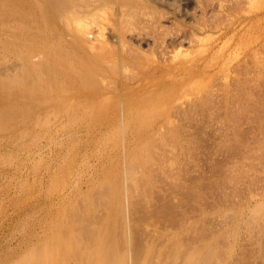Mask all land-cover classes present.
<instances>
[{"label": "rangeland", "instance_id": "obj_1", "mask_svg": "<svg viewBox=\"0 0 264 264\" xmlns=\"http://www.w3.org/2000/svg\"><path fill=\"white\" fill-rule=\"evenodd\" d=\"M54 1L0 0V264H264V0H108L119 74Z\"/></svg>", "mask_w": 264, "mask_h": 264}, {"label": "bare ground", "instance_id": "obj_2", "mask_svg": "<svg viewBox=\"0 0 264 264\" xmlns=\"http://www.w3.org/2000/svg\"><path fill=\"white\" fill-rule=\"evenodd\" d=\"M56 2L58 1V0H55ZM55 1L53 2L54 4H53V6L56 4L55 3ZM60 1V0H59ZM71 1H73L74 3H72V5H71ZM69 0V6H70V8H69V6L67 7V5H68V3H67V5H65V3H64V5L66 6V8H64V9H62L64 12L66 11V10H68L67 8H69V11H66V13L62 16H60V14L59 13H57V11H56V14H55V17L57 18V21H58V19H59V21L60 22H62L63 24H64V27L67 29V30H69V31H71V33H73V34H75L76 36H77V39H78V44H81L83 47L82 48H86L88 51L87 52H90L91 51V53H92V58H93V60H94V64H95V68H96V70L99 72L100 70H102V71H107L108 73L111 71V73H113V74H119L120 73V71L123 69V68H125V69H127L126 67H128V66H130V64L128 65V63H129V61H130V63H133L134 62V60H135V57H134V54H133V51H132V54H128L129 52H131V50H134V49H132L133 47H134V45H131V43L129 42V39L128 38H126V37H124V33H122L123 35H119L118 36V34H117V37H115V42L116 43H113V41L114 40H112V41H110V38L108 37L107 38V34H108V29H107V26H109V22H114V24H115V27L117 28V23H118V25L121 27V25H123V24H125V23H123V18L125 17V15H124V12H123V9H124V11H125V9L127 8V9H135V12H136V10H137V12H136V14L139 12V10L141 9L140 7H142V6H139V8L137 7V8H133L134 7V4L133 5H129V7L127 6L128 4H130V0H128L129 1V3L126 5V6H124V8H122V6L124 5H120V10L118 11V13L115 11L114 12V5H113V2L111 3V1L109 2L108 0H93V1H89V0H76V2H75V0ZM140 1V0H139ZM144 2L145 0H141V2ZM170 1V0H169ZM175 1V0H174ZM196 1L197 0H178L177 2L179 3V4H181V5H186L187 7L190 5V4H193V5H195V3H196ZM237 1V0H236ZM64 2H67V1H65L64 0ZM97 3V4H100V6L99 7H95L97 4H95L94 5V3ZM136 2H138L137 0H135V3ZM146 2V1H145ZM161 2H163V1H161ZM165 2V1H164ZM238 3H240L241 1L240 0H238L237 1ZM50 4H51V2H49ZM59 3V2H58ZM57 3V4H58ZM132 3V2H131ZM134 3V2H133ZM169 3V2H168ZM167 3V4H168ZM170 4V3H169ZM168 4V5H169ZM63 5V6H64ZM138 5V4H137ZM58 5H56V7H57ZM61 6V4L59 3V7ZM62 6V7H63ZM64 6V7H65ZM136 6V5H135ZM58 7V8H59ZM118 7V6H117ZM126 7V8H125ZM116 8V7H115ZM118 8V9H119ZM148 9V8H147ZM186 9V8H185ZM143 10V9H142ZM146 10V9H145ZM145 10H143V11H145ZM150 10V9H149ZM128 11V10H127ZM147 11V10H146ZM162 11H160V13H161ZM52 13V12H51ZM115 13H117V14H115ZM144 13V12H143ZM143 13L141 12V10H140V14H142V16H143ZM151 14H152V12H150ZM153 13H155V12H153ZM164 13H166V12H162L161 14H157L158 16L156 17V19L154 18V16L153 15H150L149 13V15H148V17L147 16H145V19L147 18V21L149 22V23H152V22H154V23H152L151 25H152V28L154 29V27H153V25L155 26V28H156V30L157 31H159V34H160V32L162 33V32H164L165 30H166V26H168V25H166L165 23L163 24L162 23V19L165 17V14ZM135 14V15H136ZM156 14V13H155ZM187 14V13H186ZM127 15H132V13H128V14H126V16ZM135 15H133L134 16V20H137V19H135ZM161 15V16H160ZM138 16V15H137ZM128 17V16H127ZM139 17V16H138ZM137 17V18H138ZM56 18H55V20H56ZM126 18V17H125ZM128 18H132V17H128ZM53 19H54V15H53ZM127 19V18H126ZM126 19H125V22H127L126 21ZM130 19H128V20H130ZM141 19H142V17H141ZM143 20V19H142ZM58 21V22H59ZM81 21V24L79 23ZM107 21H108V23H107ZM117 23H116V22ZM131 21V20H130ZM104 22H106V23H104ZM148 23V24H149ZM53 24V23H52ZM61 24V23H60ZM90 24H91V27H90ZM92 24H94V26L92 25ZM96 24V25H95ZM121 24V25H120ZM105 25H107V26H105ZM111 25V24H110ZM93 26V27H92ZM118 26V27H119ZM211 26H213L214 27V25H209V23H207L206 22V24L204 23H202L201 25H197V28H198V30H200V31H204V30H206V28H212ZM114 27V25L112 26V28ZM115 27L113 28L114 30H115ZM119 27V28H120ZM150 27V26H149ZM216 27V26H215ZM111 27L109 26V29H110ZM63 29V28H62ZM168 29V28H167ZM120 30V29H119ZM117 31H118V29H117ZM117 31L116 32H113V33H117ZM111 32V31H110ZM166 32V31H165ZM205 32V31H204ZM70 33V32H69ZM163 34H164V36H165V33H162V34H160V35H162V37L164 38L163 39V44H161V42H160V44H161V46H163L164 48H165V46L164 45H168V44H170L171 46L173 45V47H175V48H179L180 46H182V44H183V42H184V40L186 39V38H180V40L178 39V41H173V40H171L170 41V43L168 42V40H166L165 39V37L163 36ZM203 34V33H202ZM72 35V34H71ZM74 36V35H73ZM110 36V35H109ZM75 37V36H74ZM73 37V38H74ZM112 37V36H111ZM156 39V38H155ZM184 39V40H183ZM76 40V39H75ZM204 39L201 37V35L199 34V31H198V33H194V36H192L190 39H189V44H194V43H203L202 41H203ZM156 41H157V39H156ZM173 41V42H172ZM176 42H178V43H176ZM156 43V42H155ZM158 43V42H157ZM156 43V44H157ZM135 44V43H134ZM159 44V45H160ZM177 44V45H176ZM80 45V46H81ZM148 45H149V43H148ZM170 45H168L167 47H169ZM175 45V46H174ZM138 47V46H137ZM162 47V48H163ZM77 48V47H76ZM135 48V47H134ZM161 48V47H160ZM85 49V50H86ZM136 50H134V52H135ZM124 52H126L127 54H124ZM136 52H138V51H136ZM135 52V53H136ZM139 52H141V51H139ZM163 53V52H162ZM165 53V52H164ZM140 54V53H139ZM138 53H136L135 55H136V58L138 57L139 58V55ZM141 54H143V53H141ZM166 54V53H165ZM167 56H169V54L167 55ZM167 56H163L162 57V59L161 60H165L166 61V59L164 58V57H167ZM168 59H171L172 57L171 56H169V57H167ZM142 59H143V57H142ZM132 60H133V62H132ZM137 60V59H136ZM159 60V59H158ZM256 60H257V63L259 64V65H263V63H264V61H262V59H261V57L258 55V56H256ZM171 61V60H170ZM135 63V62H134ZM137 63V62H136ZM135 63V64H136ZM142 63V62H141ZM140 65V64H139ZM138 65V66H139ZM144 65V64H143ZM93 66V65H92ZM142 67V66H141ZM264 67V66H263ZM261 68V67H260ZM124 69V70H125ZM132 69V68H131ZM141 69V68H140ZM142 69H144L143 67H142ZM259 70V69H258ZM127 71V70H126ZM135 71V70H134ZM145 71V70H144ZM96 72V71H95ZM98 72H96V74L98 73ZM129 72V71H128ZM100 73V72H99ZM98 73V74H99ZM122 73V72H121ZM124 73V72H123ZM127 73V72H126ZM92 74V73H91ZM140 74V73H139ZM95 75V74H94ZM100 75V74H99ZM99 75H98V77H99ZM97 76V75H96ZM95 76V77H96ZM101 77H103V73L101 74ZM116 77V76H115ZM134 79V78H133ZM132 79V80H133ZM108 80V79H107ZM103 81V80H102ZM116 82V81H118V79L117 80H112V82ZM106 83V82H105ZM111 83V82H110ZM97 84V83H96ZM112 84H114V83H112ZM104 85V84H103ZM116 85V84H115ZM106 87V86H105ZM246 87V86H245ZM237 109V108H236ZM234 117V116H233ZM240 118V117H239ZM241 121V120H240ZM239 122V121H238ZM169 130V129H168ZM180 132V131H179ZM161 133V132H160ZM170 134V133H169ZM154 140H155V138H154ZM163 140V139H162ZM154 142V141H153ZM185 142V141H184ZM158 146H160V144L158 145ZM154 148V147H153ZM155 149V148H154ZM153 151V150H152ZM157 152V151H156ZM158 153V152H157ZM170 160V159H169ZM173 165V164H172ZM136 170V169H135ZM152 171V170H151ZM152 176V175H151ZM134 177V176H133ZM225 177V176H224ZM137 178H138V176H137ZM130 179H131V177H130ZM135 179H136V177H135ZM133 180V179H132ZM225 180V179H224ZM130 181V180H129ZM133 182L134 181H132V183L131 184H133ZM137 182V181H136ZM140 182V181H139ZM104 186V185H103ZM129 186V185H128ZM136 188V187H135ZM106 190V189H105ZM104 190V191H105ZM138 190H139V188H138ZM148 190V189H147ZM101 191V190H100ZM103 191V190H102ZM103 191V192H104ZM135 191H136V189H135ZM141 191V190H140ZM102 192V193H103ZM137 192V191H136ZM152 192V191H151ZM131 193V192H130ZM133 195V194H132ZM105 196V195H104ZM150 197V196H149ZM105 200V199H104ZM128 200V199H127ZM136 201V200H135ZM86 202V201H85ZM168 202V201H167ZM166 203V202H165ZM95 204H96V202H95ZM103 204V203H102ZM134 205V204H133ZM83 206V205H82ZM107 206V205H106ZM87 207V206H86ZM157 207V206H156ZM96 208V207H95ZM103 208V207H102ZM164 208V207H163ZM133 209V208H132ZM83 210V209H82ZM130 210V209H129ZM132 211V210H131ZM142 211V210H141ZM166 211V210H165ZM75 212V211H74ZM85 212V211H84ZM72 213V212H71ZM91 213V212H90ZM129 213V212H128ZM133 213V212H132ZM166 215V214H165ZM130 216V215H129ZM132 216H133V214H132ZM76 218V217H75ZM91 219V218H90ZM96 221V220H95ZM145 222V221H144ZM91 223V222H90ZM74 226V225H73ZM76 227V226H75ZM135 228V227H134ZM94 229V228H93ZM76 231H78L77 229H76ZM80 231V230H79ZM79 233V232H78ZM76 235V234H75ZM94 235H95V233H94ZM199 235V234H198ZM94 239V238H93ZM137 239V238H136ZM196 239V238H195ZM200 240V239H199ZM186 241V240H185ZM187 241H188V239H187ZM190 242V241H189ZM214 244V243H213ZM121 245V244H120ZM225 247V246H224ZM222 250V249H221ZM189 251V250H188ZM187 251V252H188ZM191 251V250H190ZM206 251H207V249H206ZM219 251V250H218ZM105 254V253H104ZM175 256V255H174ZM67 262V261H66ZM65 262V263H66Z\"/></svg>", "mask_w": 264, "mask_h": 264}]
</instances>
